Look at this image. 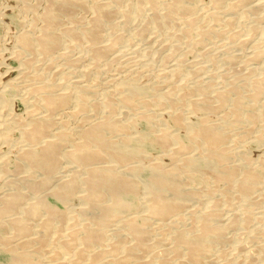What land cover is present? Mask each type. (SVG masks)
<instances>
[{
  "label": "bare ground",
  "instance_id": "obj_1",
  "mask_svg": "<svg viewBox=\"0 0 264 264\" xmlns=\"http://www.w3.org/2000/svg\"><path fill=\"white\" fill-rule=\"evenodd\" d=\"M20 1L22 12L31 16V21H28L29 23L22 26L19 33L11 37L16 44L15 53L23 59L24 66L27 68L34 65L33 61L35 62L34 59L38 57L35 55H42L43 60L45 58L52 62L51 65L55 59H62V63L57 64V73L62 74L65 80L55 82L52 80L55 76L52 73L53 76H49L52 79L49 78V80L51 79L53 83L40 81V75L46 69L41 72L42 74L38 71L37 73L29 71L30 73L27 74L25 71L27 69L22 66L20 74L28 76L27 81L25 80L28 83L21 84L27 94V97L26 95L23 97L32 100L33 109L29 108L26 122L18 121L22 125L20 129L22 141L21 145L17 141L19 146L13 147L18 173L8 175L9 172L14 173V171H8L9 168L6 167L11 153L0 152V253L7 257L10 264L234 263L238 257L237 252L233 253L234 257L231 259L227 256L221 258L222 262L217 261L218 257L224 256L225 249H228L225 247L230 241L227 233L232 229L230 227L236 226L239 221L250 224L254 219L255 222L258 196L261 194L264 196V163L256 165L246 149L247 143L252 139L264 142V45H261V41L258 40L261 36L257 38L252 30L257 40L253 41V38L251 45L248 42L250 55L246 60L258 63L252 68L256 73L253 74L251 71L245 74L240 66L237 67L238 70L241 69L244 73L241 71V74L238 71L241 75L236 73L235 76H231L230 73L229 78L225 77L226 80L221 78L218 82L204 78L209 79L210 76L200 77L199 75V78L197 76L195 80L193 79V85L190 84L191 77L189 83H183L187 78L185 77L182 83L166 85L163 84L164 80L160 81L162 77L158 73L160 78L156 79L162 82V87H157V80L154 82L152 77L153 81L150 79L151 82L142 84L138 80L141 75L136 76L137 72H141L140 68H138L139 71L134 69L137 63L133 67L131 65L133 60H129L131 58L128 59L130 62L126 63L127 65L124 63L125 73L119 74L118 84L114 85L113 81L117 75L111 80L110 83H114L113 86L116 88L103 90V93L96 88L95 81L86 79L87 76L74 81L72 78L70 81V76L75 70L73 65L88 56L90 62L83 64L84 67L79 74H85L99 67H101L99 69H110L116 61L120 62V59L127 54L124 49L129 50L128 46L135 40L128 36L133 43L129 42L130 44L125 48L122 31L118 33L119 30L115 31V29L122 24L131 23L132 21L129 22L131 19L136 23H134L136 27L141 25L140 32H146L145 30L149 28L159 32L162 30L165 32L163 35L168 32L170 35L177 34L178 38H175L185 40L186 43L187 40L190 43L191 39L197 36V43L200 44L211 36L220 37L224 34L227 27L229 28L228 24L238 18L239 13L246 16L251 14L253 17L252 14L260 8L263 11L264 0H211L212 5L211 7L208 5L207 10H203L202 5H199L200 2L197 4L196 0ZM22 12L20 11L21 17H23ZM80 14L84 15L81 17ZM236 14L238 17L232 19L234 16L231 15ZM226 15L230 17L227 16L228 26L226 27L224 22L226 29H223L222 23ZM255 16L260 18V15ZM249 17L248 20H250ZM26 18L28 20V17ZM200 18L205 20L204 23H198ZM244 18L243 22L246 20ZM250 23L249 26L252 27L253 24L250 25ZM246 26L248 25H245V28ZM258 27V23L255 24L254 30ZM235 28L233 27L234 30ZM241 30L240 33L246 29ZM135 33L138 34L137 31ZM135 33L133 32V35H136ZM257 35L259 37V34ZM156 36L153 38L156 39ZM67 37L69 42L65 40ZM163 37L160 40H163ZM225 38L221 36V39ZM236 40L233 39V41ZM216 41L218 43V40ZM232 42L230 46L236 47ZM236 42L239 47V42ZM76 46L86 48L85 55L73 56L75 49L73 47ZM164 46L167 47L166 43ZM70 49L73 50V55L70 54ZM219 51L221 52V49ZM225 51H227L226 48ZM230 52V55L224 52L226 54L223 56L224 61H220L227 62L226 67L231 69L232 66L230 67L229 64H235L240 57ZM134 54H137V50ZM166 55L174 57L170 52ZM183 56L185 57L184 54ZM180 57L176 58L177 60L174 59L176 61L172 64L174 68L171 71L172 74H178L179 66H183L186 62V57ZM219 59L216 60L219 61ZM122 62L123 59L120 62L121 65ZM153 62L151 61V64ZM148 64L150 63L146 62L144 67ZM153 64L155 65V62ZM33 67L30 69L33 70ZM69 67H73V70ZM48 68L50 67L47 66ZM49 72L48 70L47 73ZM216 72L215 74L218 75ZM145 73H143L144 77H146ZM99 76L100 74L97 77L92 75L95 79L101 80ZM22 79H5L4 82L0 77V112L2 114L10 104L6 97L8 86L16 85ZM68 80L70 82H67ZM152 88L153 91H157L154 93H158L157 97L154 95L160 104L157 110L151 109L152 101L148 98L150 96H146L148 98L146 99L145 94L143 95ZM96 89L103 95L95 93ZM19 90L20 88L18 92ZM181 90L183 92H179ZM95 94H98L100 99L98 96L96 98ZM89 109L93 112H89ZM10 114L11 112L9 117ZM2 116L0 114V118ZM127 117H131L130 120ZM11 118L14 119V117ZM6 120L5 122L0 120V143L2 144L10 141L12 132L15 131L10 132L7 129L11 128L12 124L8 127V121L11 123V119ZM142 120L149 126V133L137 131L136 128L140 127L138 123ZM169 121L177 128L185 130L186 142L179 136L180 133L173 131L174 129L171 130L172 125H169ZM17 124L14 125L17 126ZM8 131L12 133L11 137ZM148 140L162 147L164 155L156 157V154L148 155L150 152L147 154L148 151L145 152L146 149L144 150L143 147ZM165 157L171 158L172 163L164 162ZM203 168L209 173L203 172L210 174L211 178L204 176L206 179L201 183L195 182L199 184L194 186V181L198 180L196 175ZM6 170L8 174H5L8 176L3 174ZM143 174L146 175L145 178ZM141 180L144 181L142 188L144 196L140 194ZM217 184L222 185L221 194L226 196V202L232 203L233 193L240 200L239 209L229 213L230 215L226 218H224L225 210L232 205L227 203L229 208L227 206L223 207L225 210L222 209L223 205L220 204L222 198L219 197L221 194L218 192L220 188L216 187ZM203 195L208 198L205 197L206 204L201 201ZM75 198L80 201L78 205L76 204L77 206L72 204ZM198 201L204 203V206L197 209L193 203ZM262 201L264 203V200ZM262 206L260 218H264V204ZM186 218L190 222L185 220V224L182 223ZM258 224L257 226H260L263 223ZM253 229L248 239L253 242L255 249L248 250L243 260L236 261L237 263L234 264H259L264 260L263 230L261 229V232L258 227ZM217 245L220 246L218 255H216ZM233 245L230 244V248L234 249ZM239 245L241 246V243ZM239 245L236 246V251L240 248Z\"/></svg>",
  "mask_w": 264,
  "mask_h": 264
},
{
  "label": "rangeland",
  "instance_id": "obj_2",
  "mask_svg": "<svg viewBox=\"0 0 264 264\" xmlns=\"http://www.w3.org/2000/svg\"><path fill=\"white\" fill-rule=\"evenodd\" d=\"M197 1V4L199 3V5L201 6V8L203 9V10H207V8H209V6L210 5H212V4H210L211 3V0H196ZM204 1V2H203ZM21 1L19 0H0V12H2V13H0L1 14V16H2V18H1V16H0V42H1V45H0V77L3 79V81L5 82V79H9V80H16V78L19 80V79H22V78H24L25 76V78L24 79H22L20 82H18L17 84H27L28 82H26L27 81V74L28 73H30L29 71H31V72H35L36 71V73H37V71L39 72V74H42V75H40L41 76V78H39V80L40 81H49V82H52L53 83V81H50L52 78V80H54L55 82H57V83H59V82H61L62 80H65V79H63L62 78V74H60V73H57V70H58V65H60V63H62L61 61H62V59H60V58H58V59H55L54 60V62H53V64H54V66H53V64L51 65V63L52 62H50L49 60H47V59H45L44 58V60H43V57H42V55L40 56V54L39 55H35V56H38V57H36L34 60H35V62L33 61V63H34V65H32V66H34L33 67V70L32 69H30V68H32V66L31 67H29V68H27V67H25L24 65V61H23V59L22 58H20L16 53H15V51H16V44L14 43V41L12 40V36L16 33H19L21 30H22V28L25 26V24L27 25L30 21H31V16H28V14H25L24 12H22L23 10L21 9V7H20V5L22 4V3H20ZM18 3H19V5H18ZM209 3V4H208ZM18 7H17V6ZM209 5V6H208ZM13 8H12V7ZM207 7V8H206ZM211 7V6H210ZM9 8V9H8ZM263 8H264V6H263ZM261 9V10H260ZM257 12H255V14H252L253 15V17L255 18H253L252 16H251V14H248L247 16L246 15H242L241 13H239V17L237 16V14L236 15H231L232 17L234 16V18H232V19H235L236 18V16L238 17V18H236V19H238L237 21H236V19L235 20H233V22L232 23H230V24H228L227 23V16L228 17H230V15H226L225 16V18L226 19H224V17H223V23H222V27H223V29L225 28L226 29V27L229 25V28L227 27V31L225 30V32H224V34H222L221 36H222V38H224V37H226L225 39H221V36L220 37H218V36H216V35H214V36H211L210 38H213V39H207V41L205 40L204 42L206 43H204V42H202V43H204L203 45L205 46V45H207V47H209V48H207L206 46L204 47L205 48V50H204V48H201V47H203V45H202V43L200 42V44H198L197 43V36H196V38L194 37L193 39H191L190 41V43L188 42V40H187V43H186V41L185 40H178L177 38H178V35L177 34H174V33H171L172 35H170V33L168 32H166L167 34H165V35H163L165 32L164 31H158V30H155V29H147V30H145L146 32H144V31H142V32H140L139 30L141 29V25L140 26H138V27H136L135 26V22H134V20H129V22H131V23H128V24H122V26H120V27H116V29H115V31H118V33L120 32L121 33V31H122V36H123V44L125 45V48H127L126 47V45H129L130 43H131V38L133 39V40H135L134 41V43H133V41H132V45H130V46H128V48H129V50L128 49H124L125 50V53H127L124 57H122L121 59H120V62L122 61V59H123V64L125 63H127L128 64V62H130V61H132V66L134 67V64L135 63H137V66H136V64H135V67L137 68H135L134 67V69L136 70V71H141L140 73L139 72H137L136 74V76H140L139 78H138V80H139V82L140 83H142V84H146L147 82H151V80L153 81V79H154V82H156V80L158 79L159 80V78L160 77H158V73H159V76H161L162 77V79H160V81H162L163 82V80H164V83L163 84H166V85H171V84H173V83H176L177 82V84H179L180 82L182 83V81H183V79L185 78V77H187L186 78V80H184L183 81V83H189L190 82V80H191V82H190V84H194L193 82H194V80L196 79V77L197 78H199V75H200V77H203V76H210L209 77V79H208V77H204V78H207V80L208 81H212V82H218L219 80L221 81V78L223 79V80H226L225 79V77L226 78H229L230 76L228 75V74H230L231 73V76L233 75V76H235V74L236 75H241L242 74V70H244L245 71V74H248V73H246V72H249V73H251V71H253V67H255V66H257V64L258 63H255V62H248L246 59H248V57H249V55H250V42H253V41H255V40H257V38H260V36H261V40L260 39H258L259 41H261L262 43H263V39H264V10L262 11V8H260ZM20 11L22 12L21 14H23V17H21V15H20ZM19 12V13H18ZM258 13V14H257ZM82 14V13H81ZM80 14V15H81ZM261 14L263 15V16H261ZM84 15V14H83ZM83 15H81V17L83 16ZM241 15V16H240ZM255 15H260L259 17L260 18H258V16H255ZM28 17V20H27V18L26 17ZM26 18V21H25V18ZM241 17H245L244 19H246V20H244V22H243V18H241ZM249 17V19L250 20H248L247 18ZM240 18V19H239ZM263 18V19H262ZM20 19H22V21L20 20ZM251 19H253V20H251ZM255 20V21H254ZM258 20L260 21V22H258ZM263 20V21H262ZM29 21V22H28ZM198 21H200V22H198V23H200V24H202V23H204L203 21H205L204 19H198ZM202 21V22H201ZM234 21L236 22V23H234ZM246 21V22H245ZM248 21H254L253 23L251 22H248ZM24 23V25H23V23ZM224 22L226 23V27L224 26L225 24H224ZM263 24H262V23ZM135 23V24H134ZM245 23V24H244ZM247 23V24H246ZM249 23H250V25H252L253 24V26L251 27V26H249ZM257 23H258V29H259V31H258V29H256V30H254V26H255V24L257 25ZM134 24V25H133ZM228 24V25H227ZM233 24V25H232ZM130 25H133L132 27L130 26ZM236 25V26H235ZM245 25H248V26H246V28H245ZM9 26H10V28H9ZM23 26V27H22ZM126 26H128L127 27V29H128V32H127V29H126ZM231 26V27H230ZM14 27V28H13ZM124 27H125V29H124ZM134 27H136V28H138V29H134ZM139 27H140V29H139ZM233 27L236 29V30H234L233 29ZM242 27V28H241ZM262 27V28H261ZM11 28H13V32L11 31ZM232 28V29H231ZM249 28V29H248ZM252 28V29H251ZM133 29V30H132ZM229 29V30H228ZM241 29H243V30H241ZM244 29H246L245 31H244ZM251 29V30H250ZM8 30H10V31H8ZM130 30V31H129ZM240 30L241 31H244V32H241L240 33ZM252 30H253V32H255V35L257 36V38L255 39V37L256 36H254V33H252ZM263 30V31H262ZM137 31V33L138 34H136L135 32ZM148 31V32H147ZM152 31H154V32H152ZM157 31L159 32V33H157ZM234 31V32H233ZM250 31H251V35H250ZM262 31V32H261ZM7 32H9V33H7ZM12 32V33H11ZM125 32H127V33H125ZM131 32V33H130ZM133 32L136 34V35H133ZM151 32V33H150ZM226 32H228V33H226ZM229 32H230V34H229ZM238 32V33H237ZM257 32V33H256ZM126 35H125V34ZM147 33V34H146ZM156 33V34H155ZM226 33V34H225ZM232 33V34H231ZM234 33V34H233ZM240 33V34H239ZM131 34V35H130ZM144 34V35H143ZM155 34V35H154ZM236 34V35H235ZM239 34V35H238ZM257 34H259V37H258V35ZM263 34V35H262ZM138 35H140V36H138ZM141 35H143V37H141ZM152 35H154L153 37L155 38V36H156V39H154L153 37H152ZM167 35V36H166ZM225 35V36H224ZM228 35V36H227ZM2 36V37H1ZM10 36V37H9ZM128 36H130L131 38L129 39L128 38ZM160 36H164L163 38V40H160V39H162V37L160 38ZM216 36V37H215ZM249 36H250V38H249ZM251 36H253L252 38H251ZM127 38V39H124V38ZM149 37V38H148ZM152 37V38H151ZM175 37H177V38H175ZM215 37V38H214ZM218 37V39H216ZM230 37V38H229ZM148 38V39H147ZM241 38V39H240ZM246 38H249V39H246ZM254 38V39H253ZM128 39H129V41H128ZM142 39H144V40H142ZM195 39V40H194ZM220 39V40H219ZM228 39H229V41L230 42H232L233 41V39L234 40H236V39H238V40H236V41H238L239 42V44L240 45H238L239 47H237V42L236 41H233L232 42V44L234 43V45H236V47L234 46H230V42L228 41ZM232 41H231V40ZM245 39H246V41H245ZM252 39H253V41H252ZM65 40L66 41H68L69 42V39H68V37L67 38H65ZM152 40V41H151ZM158 40V41H157ZM160 40V41H159ZM170 42H169V41ZM174 40H175V42H174ZM177 40V41H176ZM211 40H214V41H211ZM216 40H218V43H217V41ZM225 40V41H224ZM248 40H250V41H248ZM153 41H155V42H153ZM157 41V42H156ZM162 41V42H161ZM165 41V42H164ZM174 43H173V42ZM243 41V42H242ZM126 42H127V44H126ZM130 42V43H129ZM167 42H169V43H167ZM172 42V43H171ZM195 42V43H194ZM208 42V43H207ZM216 42V43H215ZM223 42V43H222ZM227 42V43H226ZM228 42H229V44H228ZM247 42V43H246ZM248 42H249V44H248ZM260 42V44L261 45H264V43L262 44ZM67 43V42H66ZM141 43H143V44H141ZM161 44V46L159 47V45H157V44ZM165 43H166V45H167V47L169 48H167V47H165L164 45H165ZM171 43V44H170ZM177 43V44H176ZM199 45V47H198V45ZM211 43V44H210ZM236 43V44H235ZM242 43V44H241ZM245 45H244V44ZM138 44V45H137ZM154 44V45H153ZM163 44V45H162ZM169 44H170V46H169ZM190 44H192V45H190ZM226 44V45H225ZM249 45V46H247V45ZM133 45H135V46H133ZM142 45V46H141ZM148 45V46H147ZM228 45V46H227ZM243 45V46H242ZM261 45H260V47H261ZM154 46V47H153ZM156 46H158L161 50H159V48L158 47H156ZM177 46V47H176ZM193 46V47H192ZM212 46H213V48H212ZM230 46V47H229ZM245 46H246V48L248 47L249 49H246L245 48ZM84 47H85V45H84ZM83 46H76V47H73V49H74V52H73V54H72V49H70L69 50V52H70V54H72L73 56H78L79 54H84L85 55V49H82V48H84ZM124 47V46H123ZM133 47V48H132ZM140 47V48H139ZM162 47V48H161ZM171 47V48H170ZM229 47V48H228ZM78 48V49H77ZM131 48V49H130ZM135 48H138V49H135ZM151 48V49H150ZM154 48V49H153ZM165 48V49H164ZM173 48H174V50H173ZM188 48H190V50L188 49ZM191 48H195V49H191ZM211 48V49H210ZM222 48H223V50H222ZM225 48H226V50L227 51H225ZM263 48H264V46H263ZM262 48V49H263ZM67 49H69V48H67ZM67 49H65V50H67ZM132 49H134L135 51H131ZM144 49H146V50H144ZM148 49H149V51H148ZM207 49V50H206ZM209 49V50H208ZM221 49V52L219 51ZM64 50V49H63ZM83 50V51H82ZM136 50H137V54H134V52L136 53ZM157 50V51H156ZM172 50V51H171ZM177 50V51H176ZM233 50V51H232ZM68 51V50H67ZM128 51V52H127ZM139 51V52H138ZM155 51V52H154ZM166 51V52H165ZM229 51H231L230 53L231 54H235V55H237V57H238V55H239V57L241 58H237V60L238 61H235V64H233L235 67H233V65H231V64H229V66L231 67V69L230 68H228V67H226V66H228V64H227V62H225L226 63V65H225V63L224 62H221V61H224V58L225 57H223V56H225L226 54L227 55H230L229 54ZM66 52V51H65ZM133 53V54H131V53ZM158 52V53H157ZM170 52V54H173L174 55V57H172L171 55H166V54H168ZM171 52H174V53H171ZM220 52V53H219ZM226 54H225V53ZM77 53V54H76ZM132 55V57L130 56V54ZM144 53V54H143ZM217 53H218V55H217ZM129 54V55H128ZM146 54V55H145ZM179 54V55H178ZM183 54L185 55V57H186V62H185V60H184V56H183ZM221 54V55H220ZM140 55V56H139ZM158 55V56H157ZM160 55V56H159ZM176 55V56H175ZM187 55V56H186ZM19 57V58H17V57ZM127 56V57H126ZM129 56V57H128ZM140 57V58H144V59H146V60H144V59H141L140 60V58L138 59V57ZM144 56V57H143ZM145 56L147 57V58H145ZM162 56V57H161ZM165 56L167 57V58H165ZM180 56H182V57H184L182 60H184V61H182L184 64H183V66L181 65V67L179 66V68H178V74L177 73H173V74H175V75H173L172 74V70L174 69L173 68V63L178 59V58H181ZM221 56V57H220ZM242 56V57H241ZM127 59H126V58ZM149 57V58H148ZM218 57V58H217ZM129 58H131V59H129ZM136 58V59H135ZM177 58V59H176ZM198 58V59H197ZM219 58H221V59H219ZM22 60V63H21V60ZM39 59V60H38ZM87 59V60H86ZM130 61H129V60ZM158 61H157V60ZM171 59H172V61H171ZM174 59H176V60H174ZM219 59V61H217V60ZM43 60V61H42ZM46 60V61H45ZM57 60V61H56ZM124 60L126 61V62H124ZM136 60H137V62H136ZM165 60V61H164ZM221 60V61H220ZM84 63H83V62ZM82 61H80V62H78L77 64H74L73 66H74V71L71 73V76H70V81H71V78H72V80L74 81V80H77L78 78L79 79H83L85 76H87L86 77V79L87 78H89V79H87V80H89V81H95L94 83L96 84H100L99 86L96 84V88L99 90V91H101L102 93L104 92V91H106V89L107 90H111V89H114V88H116V87H114L113 86V84L114 85H117L118 84V78L120 77V75L124 72V70L125 69H123L124 68V66H125V64L123 65H121V63L119 62V60L118 61H116L115 62V64L114 65H112V66H114V67H110V69H103V71H102V69H99V68H101V67H99V68H95V70L93 69H91L90 71H91V73H90V71L89 72H87V73H85V74H79V73H81V69H83V67H84V65H86L87 63H89L90 62V57L88 56V57H86V58H84V60H82ZM86 61V62H85ZM140 61H142V62H140V67L138 66V64H139V62ZM144 61H146L147 63H150V64H148V65H151V66H148L147 65V67H148V70H147V67H144V65L146 64V62L144 63ZM151 61L153 62H155V65L152 63L151 64ZM37 62H38V64H40V65H38L37 64ZM56 62V63H55ZM158 62V63H157ZM161 62V63H160ZM164 62V63H163ZM238 62V63H237ZM246 62V63H245ZM82 63V64H81ZM120 63V64H119ZM187 63V64H186ZM244 63H245V66H243L244 65ZM43 64V65H42ZM48 64H50V65H48ZM58 64V65H57ZM79 64V65H78ZM84 64V65H83ZM118 64H119V66H118ZM126 64V65H127ZM130 64V63H129ZM163 64H165V65H163ZM39 66V68H37L38 66ZM45 65V66H44ZM49 66L50 68H48L47 69V66ZM82 65V66H81ZM143 65V66H142ZM246 65H248V66H246ZM22 66L23 67H25L24 69H27V70H25L26 72H27V74L26 75H21L20 73H21V69H23L22 68ZM36 66V67H35ZM44 66V67H43ZM51 66H53V67H51ZM81 68H80V67ZM117 66V67H116ZM123 66V67H122ZM131 66V67H132ZM164 67L163 69H162V67ZM241 66V67H240ZM41 67H42V69H41ZM79 67V68H78ZM116 67V68H115ZM143 67V68H142ZM152 67V68H151ZM153 67H154V69H153ZM185 67V68H184ZM226 67V68H225ZM240 67L241 69H239L238 70V68ZM242 67H244V68H242ZM36 68H37V70H36ZM54 68V69H53ZM70 68V70L72 69L73 70V67H69ZM115 68V70H112V69H114ZM118 68V69H117ZM119 68L121 69V70H119ZM138 68H140L139 70H138ZM145 68V69H144ZM180 68H181V70H180ZM230 69V70H228V69ZM236 68V69H235ZM29 69V70H28ZM41 70V71H39V70ZM44 69H46L45 71H43ZM116 69H117V71H118V73H117V71H116ZM143 69V70H142ZM160 69V70H159ZM201 69V70H200ZM233 69H235L234 71H233ZM48 70L50 71L49 73H47L48 72ZM76 70H77V72H76ZM81 70V71H80ZM97 70V71H96ZM100 70V71H99ZM108 70H109V72H108ZM111 70V71H110ZM145 70H147L146 71V73H145ZM179 70L181 71L180 73H179ZM198 70V71H197ZM220 70H221V72H220ZM223 70V71H222ZM226 70V71H225ZM229 72H228V71ZM43 71V72H42ZM101 72V73H99V72ZM112 71H114V72H112ZM166 72V73H164L163 74V72ZM167 71H168V73H167ZM196 71V72H195ZM214 72V73H211V72ZM215 71H217L216 73L218 74V75H216L215 74ZM232 71V72H231ZM238 71H242L241 72V74H240V72H238ZM42 72V73H41ZM55 72V73H54ZM77 74H76V73ZM119 72H121V73H119ZM151 72V73H150ZM157 72V73H156ZM162 72V73H161ZM223 72H225V73H223ZM228 72V73H227ZM51 73V74H50ZM52 73H53V75H55L54 77H52L53 75H52ZM75 73V74H74ZM94 73V74H93ZM96 73V74H95ZM98 73V74H97ZM108 73V74H107ZM112 73H113V75H112ZM115 73V74H114ZM125 73V72H124ZM143 73H145V76L147 77V75H148V77L147 78H149V79H147L146 77H144V75H143ZM148 73V74H147ZM152 73H154L153 75H151ZM155 73H156V75H155ZM160 73L162 74V75H160ZM210 73V74H209ZM220 73V74H219ZM226 73H227V75H226ZM233 73V74H232ZM244 73V72H243ZM256 72H254L253 71V74H255ZM45 74H49L48 76L47 75H45ZM88 74H90V75H88ZM100 74V76H99V78H101V80H99V79H95L94 77H92V75L93 76H95V77H97L98 75ZM120 74V75H119ZM140 74V75H139ZM150 74V75H149ZM168 74V75H167ZM190 74V75H189ZM193 74V75H192ZM205 74V75H204ZM20 75V76H19ZM51 75V77H49ZM75 77H77V78H75ZM77 75V76H76ZM79 75H80V77H79ZM117 75V76H116ZM119 75V76H118ZM189 77H188V76ZM215 75V76H214ZM21 76H24V77H21ZM84 76V77H83ZM117 77L116 79L114 78V77ZM154 76V77H153ZM156 76V77H155ZM164 76V77H163ZM168 76V77H167ZM211 76H212V78H211ZM21 77V78H20ZM43 77V78H42ZM44 77H47L46 79L44 78ZM57 77V78H56ZM91 77V78H90ZM103 77V78H102ZM153 79H152V78ZM191 77V78H190ZM49 78H51L50 80H49ZM55 78V79H54ZM62 78V79H61ZM140 78H142V79H140ZM144 78V79H143ZM157 78V79H156ZM189 78H190V80H189ZM218 78V79H217ZM43 79V80H42ZM48 79V80H47ZM113 79H115V80H117V82L115 81V80H113ZM151 79V80H150ZM167 79V80H166ZM182 79V80H181ZM194 79V80H193ZM214 79H216V80H214ZM26 80V81H25ZM60 80V81H59ZM111 80H113L114 81V83L112 84V83H110L111 82ZM147 80V81H146ZM157 80V82H156V84H157V87H162L163 86V84H162V82H159ZM181 80V81H180ZM214 80V81H213ZM69 80L67 81V82H70ZM99 81V82H98ZM100 81H101V83H100ZM112 81V82H113ZM142 81V82H141ZM167 81V82H166ZM186 81V82H185ZM21 82H23V83H21ZM54 82V83H55ZM63 82V81H62ZM66 82V83H67ZM107 82V83H106ZM143 82H145V83H143ZM161 84V85H159V83ZM102 83H103V87H104V85L106 86V87H102ZM105 83V84H104ZM16 84V85H17ZM109 84V85H108ZM110 84H112V85H110ZM190 84H186V85H188V86H192V85H190ZM12 85V86H8V90H7V94H6V97L8 98V100H9V107H7L6 108V110H4L3 112V114H2V112H0V114H1V116H2V118H4V119H2V118H0V120L3 122H5V120L7 119V120H10L11 119V123H10V121H8V127H10L11 126V128H7V129H9L10 130V132H11V130L13 131V130H15V131H13L12 133H13V135H12V133H9V131H8V133L10 134V137H11V135H12V139H10V141H8L9 142V144H10V146H9V144H7V143H4V144H2V143H0V152H3L4 154H8V153H11L10 154V158L8 159V163H7V165H6V167H7V169L9 168V170L8 171H14V173H11V172H9V174H8V171L6 172V171H4V173L3 174H8L9 176H10V174H16V173H18L17 172V168L15 167V156H14V151H13V149L15 148V147H17V145L19 146V144L21 145V141H22V135H20V129L22 128V125H21V123H19V122H26V118L28 117V115L27 114H29L28 112L30 111V110H32L33 108L31 107V102H32V100L31 99H29V98H25L27 101H28V99L30 100V101H26L25 99H24V97L23 96H25L26 95V97H27V94L25 93V88H23V85H21V87H19L20 85ZM108 85V86H107ZM74 86H75V83H74ZM13 87V88H12ZM99 87V88H98ZM108 87V88H107ZM111 87V88H110ZM17 88V89H16ZM18 88H20V90H19V92H18ZM21 88H22V90H21ZM102 88V89H101ZM95 90V91H97V92H95V93H99L100 94V96H101V92H99L98 90ZM11 90V91H10ZM104 90V91H103ZM155 92H157L156 90H154ZM154 91H153V88L152 89H148L147 91H146V93L144 92L143 93V95L145 94V98L146 99H148V98H150L151 99V101H152V105H151V109L152 110H154L155 108V110H157V109H159L160 108V104H159V102H158V100H157V94L156 93H154ZM179 92H183V90H181V91H179ZM149 95H148V94ZM152 93H154L153 94V96H152ZM103 95V94H102ZM156 97H155V96ZM97 96H98V94L96 95L95 94V97L97 98ZM100 96H98V99H100L99 97ZM148 96H150V97H147ZM22 98V99H21ZM153 98V99H152ZM149 99V100H150ZM26 101V102H24L23 103V101ZM156 100H157V102H156ZM155 101V102H154ZM13 102V103H12ZM14 104V105H13ZM156 104V105H155ZM159 104V105H158ZM12 105H13V107H12ZM29 105V106H28ZM153 105H154V107H153ZM33 107H35V105H32ZM29 108H31L30 110H29ZM12 109V110H11ZM91 109V108H90ZM89 109V110H90ZM9 110V111H8ZM11 112V114H10V117L8 116L9 115V113ZM89 112H93L92 110H90ZM7 113V114H6ZM12 115V116H11ZM5 116V117H4ZM10 118H8V117ZM21 116V117H20ZM129 116H131V115H129ZM11 117H14V119L13 118H11ZM17 117H19V118H17ZM6 118V119H5ZM17 119V123H19V124H17L16 123V119ZM127 118H129V117H127ZM131 118V117H130ZM130 118H129V120H130ZM21 119V120H20ZM25 119V120H24ZM6 120V121H7ZM14 120V121H13ZM19 121V122H18ZM10 124H12V125H10ZM17 124V126H18V128H16L17 126H15V125ZM24 124V123H23ZM139 125L138 126H140L139 128H136L137 129V131L138 132H144L145 133V131H146V133H149V126L147 125V123L144 121V120H142V122L141 121H139V123H138ZM10 125V126H9ZM169 125L171 126L170 128H171V130L172 129H174L173 131H175L176 130V132L177 133H180V135L179 136H181L183 139V141L184 142H186L187 141V139H186V133H185V130H182L181 128L179 129V128H177L176 126H174L173 124H172V122L171 121H169ZM15 126V127H14ZM19 126H21V127H19ZM174 126V127H173ZM13 128V129H12ZM19 129V130H18ZM179 129V130H178ZM180 131V132H179ZM21 137V138H20ZM16 138V139H15ZM12 141V143L14 142H16L15 144L13 143H10ZM19 142V144H18V142ZM3 146H2V145ZM248 145L246 146V149H247V151H248V153H249V157L251 158V159H253L254 160V162L256 163V165H260V164H263L264 163V142L262 141H257V140H255V139H252L251 141H249L248 143H247ZM7 145V146H6ZM10 147H12V148H10ZM14 147V148H13ZM144 150H145V152L146 151H148V152H146L148 155H155V157L156 156H162V155H164V153H162V152H164L162 149V147H159V146H157V145H155V144H152L151 142H150V140H148V141H146V143L144 144ZM8 148V149H7ZM2 150V151H1ZM7 151V152H6ZM14 153V154H13ZM164 162H166L167 164H170V163H172V159L171 158H169V157H165V160H164ZM70 165V164H69ZM11 168V169H10ZM13 169V170H12ZM14 169H16V171L14 170ZM203 171H207L206 169H202V170H200L198 173H197V175H196V179H198V180H196V181H194V186H197L199 183H196L195 184V182H200L201 183V181L202 180H205L206 179V177H204V176H209L208 178H211V175L209 174V175H207L206 173H209V172H203ZM16 172V173H15ZM5 174V176H8V175H6ZM263 175H264V172H263ZM143 177L145 178L146 177V175L145 174H143ZM140 184H141V186H140V190H141V192H140V194H141V196H144V190L142 191V188H143V185H144V181H142L141 180V182H140ZM213 184V183H212ZM216 187H219L220 188V190L218 191L220 194L222 193L221 192V190H222V185L221 184H217L216 185ZM264 189V188H263ZM219 194V195H220ZM232 194V193H231ZM223 196V197H222ZM261 196V197H260ZM260 196H258L259 197V202H258V204H257V208L259 209H257L256 207V217L258 218H255L256 220H255V222H254V219L252 220V222L250 223V224H245V223H243V222H238L237 223V225L235 226L234 225V227H230V228H232V229H230L229 230V233H227V234H229V237H228V239H230V241L227 243V246H225L226 248H228V249H225V252L227 253V251H228V253L226 254V253H224L223 255L224 256H220V257H218L219 259H217V261H218V263H220V261L224 258V257H227V258H230L231 259V257L233 258L234 257V255H233V253L235 252H237L236 254H238V257L235 259V261H234V263H237V262H241V259L243 260V258H244V255H246V252L248 251V250H254L255 248H254V244H253V242L252 241H249L250 239H248V235H250V233H251V231H252V229L253 230H255V229H257V227H258V230H263V234H264V226H263V224H264V218H260V212H261V209L263 208V201L262 200H264V196L261 194ZM262 196H263V199H262ZM203 198L201 199V201L203 202H205V204L207 203V196H202ZM207 199H206V198ZM220 198H224L223 200L221 199V202H220V204L222 203V209L223 210H225L224 208H226L227 206H228V208H229V204H227V203H230V205H232V207L230 206V208L229 209H226L225 210V213L226 214H224L225 215V217L224 218H226V217H228L231 213H233V212H235V211H237L238 209H239V205H240V200H238V198L236 197V194L235 193H233L232 194V196H231V200H232V203L229 201V202H226L225 201V198H226V196L224 197V195L223 194H221L220 196H219ZM233 197V198H232ZM204 199V200H203ZM234 199V200H233ZM261 199V200H260ZM236 200V201H235ZM199 202V204H198V202H194L193 204H194V207H196L197 209L199 208V207H202V206H204L203 204H202V202ZM233 201H234V204H233ZM260 201H262L261 202V205H260ZM80 201H79V199L77 198H75L74 199V202L72 201V204H73V206H77L78 205V203H79ZM77 204V205H76ZM201 205V206H200ZM234 205V206H233ZM221 206V205H220ZM224 207V208H223ZM237 209V210H236ZM235 210V211H234ZM258 210V211H257ZM227 211V212H226ZM224 212V211H223ZM230 213V214H229ZM188 218H186V219H184L183 220V222L182 223H184L185 224V220L186 221H188V222H190L189 221V219L187 220ZM263 220V221H262ZM259 221V222H258ZM188 222H186V224L188 223ZM263 224H262V223ZM257 223H259V224H262V225H260V226H257ZM258 224V225H259ZM249 225V226H248ZM262 226V227H261ZM251 228V229H250ZM262 230H261V232H262ZM231 231H232V233H231ZM245 231V232H244ZM228 232V231H227ZM230 234H232V235H230ZM240 234H242V235H240ZM244 234H247V235H244ZM228 236V235H227ZM233 236H235V237H233ZM231 237V238H230ZM262 238H264V235L262 236ZM232 239H234V241L232 240ZM264 240V239H263ZM233 241V242H232ZM239 243H241V246L239 245ZM252 243V244H251ZM230 244L231 245H233V244H235V245H233L232 247H234V249L233 248H230L231 246H230ZM248 244H249V246H248ZM229 245V246H228ZM237 245H239V247L240 248H237L238 250L236 251V246ZM252 245V246H251ZM244 247V248H243ZM220 248V246H218L217 245V247H216V255H218L219 254V251H218V249ZM242 251H241V250ZM227 250V251H226ZM243 253H241L240 251ZM241 254H240V253ZM255 252V251H254ZM239 256H240V258H239ZM223 257V258H222ZM222 258V259H221ZM238 259V260H237ZM237 261V262H236ZM222 262V261H221ZM263 262H264V260H262L259 264H263ZM234 263H232V264H234ZM0 264H10V262H8V259H7V257L5 256V255H3V254H1L0 253Z\"/></svg>",
  "mask_w": 264,
  "mask_h": 264
}]
</instances>
